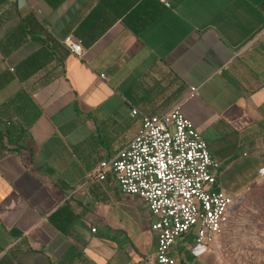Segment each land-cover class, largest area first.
<instances>
[{
	"label": "crops",
	"instance_id": "0c3cea01",
	"mask_svg": "<svg viewBox=\"0 0 264 264\" xmlns=\"http://www.w3.org/2000/svg\"><path fill=\"white\" fill-rule=\"evenodd\" d=\"M179 101L245 205L264 183V0H0V264H157L145 201L96 174L133 109ZM171 255L253 264L194 233Z\"/></svg>",
	"mask_w": 264,
	"mask_h": 264
},
{
	"label": "built area",
	"instance_id": "2783aa9c",
	"mask_svg": "<svg viewBox=\"0 0 264 264\" xmlns=\"http://www.w3.org/2000/svg\"><path fill=\"white\" fill-rule=\"evenodd\" d=\"M62 43L81 53L71 36ZM196 89L191 87L189 95ZM132 113L141 117L138 132L115 156L100 162L96 176L105 179L113 172L123 194L145 201L157 235L155 260L176 264L171 255L176 240L194 233L196 244H214L240 198L215 187L216 159L201 131L183 113L181 101L160 114L137 109ZM259 175L264 178V166Z\"/></svg>",
	"mask_w": 264,
	"mask_h": 264
},
{
	"label": "rangeland",
	"instance_id": "374dc122",
	"mask_svg": "<svg viewBox=\"0 0 264 264\" xmlns=\"http://www.w3.org/2000/svg\"><path fill=\"white\" fill-rule=\"evenodd\" d=\"M217 242L231 262L264 264V183L227 217Z\"/></svg>",
	"mask_w": 264,
	"mask_h": 264
},
{
	"label": "water",
	"instance_id": "95a60500",
	"mask_svg": "<svg viewBox=\"0 0 264 264\" xmlns=\"http://www.w3.org/2000/svg\"><path fill=\"white\" fill-rule=\"evenodd\" d=\"M240 202L241 201H239L233 208H232V210L231 211H234V210H236L238 207H239V205H240Z\"/></svg>",
	"mask_w": 264,
	"mask_h": 264
},
{
	"label": "trees",
	"instance_id": "16d2710c",
	"mask_svg": "<svg viewBox=\"0 0 264 264\" xmlns=\"http://www.w3.org/2000/svg\"><path fill=\"white\" fill-rule=\"evenodd\" d=\"M184 88V87H183Z\"/></svg>",
	"mask_w": 264,
	"mask_h": 264
}]
</instances>
